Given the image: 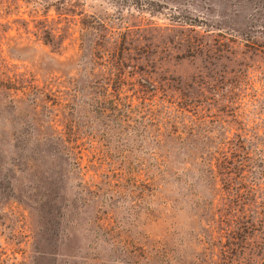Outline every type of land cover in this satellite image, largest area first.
I'll return each instance as SVG.
<instances>
[{"label": "rangeland", "instance_id": "obj_1", "mask_svg": "<svg viewBox=\"0 0 264 264\" xmlns=\"http://www.w3.org/2000/svg\"><path fill=\"white\" fill-rule=\"evenodd\" d=\"M0 264H264V0H0Z\"/></svg>", "mask_w": 264, "mask_h": 264}, {"label": "trees", "instance_id": "obj_2", "mask_svg": "<svg viewBox=\"0 0 264 264\" xmlns=\"http://www.w3.org/2000/svg\"><path fill=\"white\" fill-rule=\"evenodd\" d=\"M200 47H201L200 42H196V41H193L191 39L187 40V44H186L187 49H193L195 51H199ZM229 163L231 164L230 161H229ZM225 167L227 168L226 170L216 171V172H214V174L212 176L215 177V179L219 176V178H217V179H220L221 181H230V178H232L230 176V174H231V172H233V170L230 169V165L225 164L224 168ZM231 168H237V166L233 165V167H231ZM241 172H239V173L241 174Z\"/></svg>", "mask_w": 264, "mask_h": 264}]
</instances>
